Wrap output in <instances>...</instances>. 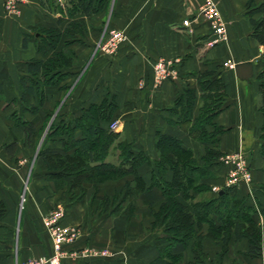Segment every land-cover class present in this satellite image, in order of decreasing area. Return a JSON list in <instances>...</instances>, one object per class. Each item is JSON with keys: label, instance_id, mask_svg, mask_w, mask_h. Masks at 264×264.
Returning a JSON list of instances; mask_svg holds the SVG:
<instances>
[{"label": "crops", "instance_id": "0c3cea01", "mask_svg": "<svg viewBox=\"0 0 264 264\" xmlns=\"http://www.w3.org/2000/svg\"><path fill=\"white\" fill-rule=\"evenodd\" d=\"M75 1L23 0L13 12L0 0V89L5 95L0 98L1 109H4L5 98L19 96V78L28 73L26 61L46 57L38 48L36 29L54 26L62 31L56 48L63 47L64 40L70 39L67 47L74 50L75 60L71 66L62 67L70 73L58 85H45L47 97L37 113L25 112L37 128L47 113L51 112L44 132L56 114L77 115L90 102H99L104 96L110 98L115 94L118 107L112 119L117 121L113 129L119 131V137L131 141L134 150L142 149L154 159V133L160 127L181 137L200 155L204 152V144L179 125L168 122L167 107L185 86H195L197 97L192 109L195 115L201 104L197 73L212 69L222 78L226 92L223 108L215 117L224 127L217 142L222 151L218 157L221 164L214 166L213 176L202 179L209 183L210 189L198 195L212 196L228 186L225 180L230 165L222 157L241 150L248 160L251 180L236 184L231 191L243 196L245 203L254 208L253 217L262 222L264 193L259 186L264 182V155L259 136L263 122L259 109V74L263 71L264 75V44L251 34L253 23L247 15L248 0H219L220 11L227 21L228 37L212 46L208 45L212 30L200 10L202 0H109L92 14L71 13L69 8ZM262 16L264 10L252 13L253 18ZM74 22L80 24V31L67 34L64 29H74ZM110 28L125 33V39L113 53L105 45ZM3 59L9 65L5 69L1 67ZM158 59L171 62L170 74L159 83H153L152 70ZM243 60H251L253 64L252 74L247 79L237 77L234 70V63ZM62 83L67 86H59ZM17 102L19 104V100ZM172 118H176L175 113ZM2 124V142L21 140L22 127L14 125L8 115ZM126 124L133 125V129ZM24 148L18 146L14 155L6 151L4 144L0 148V155L7 156L0 159V264H18L26 258L52 253L54 234L51 226L65 233L61 241L65 252L62 264H149L157 254V248L166 243L158 223L150 237L141 223L142 217L146 218L151 228L154 219L151 210L157 209L162 200L158 187L128 199L135 205L128 218L96 207L97 199L91 196V183L84 184L88 190L81 199L66 204L62 189L55 188L53 181L45 178V166L37 158V150L31 163L22 162L21 152L34 149L32 144H25ZM113 153L116 157L114 149L109 153L111 159ZM125 178L99 183L97 194L112 193ZM21 193H26V199L23 209L18 210ZM61 206L65 208V214L52 218L53 222L49 223L51 212ZM142 208L144 212H141ZM208 226L203 222L199 229L203 234L202 247L207 253V264H263L264 252L258 257L248 255L247 238H236L234 234L218 260L216 256L221 244L206 235ZM144 234L147 239H143ZM102 249H107L108 253H100ZM177 249L183 253V263L193 260L189 246L179 245Z\"/></svg>", "mask_w": 264, "mask_h": 264}, {"label": "trees", "instance_id": "16d2710c", "mask_svg": "<svg viewBox=\"0 0 264 264\" xmlns=\"http://www.w3.org/2000/svg\"><path fill=\"white\" fill-rule=\"evenodd\" d=\"M108 2L109 0H76L69 10L71 13L81 11L92 14ZM247 4L250 7L247 15L253 23L251 34L264 44V16L252 17L253 12L264 10V1L254 3L253 0H248ZM77 24L74 22V29L67 27L64 31L67 34L80 31V24ZM36 31L38 48L46 57L26 61L28 73L19 78V96L7 97L3 104L6 110L10 105L18 104L19 100L18 106L12 108L7 115L14 125L22 127L23 136L20 141L28 145L32 144L33 136L38 140L51 112L47 113L38 128L33 120L25 116V112L37 113L47 97L45 85H58L70 73L62 67L71 66L75 60L74 50L67 47L70 39L64 40L63 47L56 48L62 34L58 27H39ZM197 79L201 87L198 112L193 115L192 110L197 89L187 85L167 107L169 115L166 119L204 144V152L200 155L186 145L181 137L165 132L160 127L154 133V159L142 149L134 150L131 141L119 137V131L109 126L118 107L115 94L110 98L104 96L99 102H90L77 115L56 114L37 149V158L45 166V178L53 181L55 188L62 189L66 204L81 199L88 190L84 184L91 183V196L97 199L96 207L128 218L135 209L133 201L128 199L136 193L158 187L162 200L157 209L151 210L154 215L151 225H160L166 243L157 248V254L149 264H207V253L202 247L203 234L199 231L203 222L209 224L206 235L221 244L216 256L218 260L226 251L231 234L236 238H247L248 255L258 257L264 252V218L262 222H258L253 217L254 208L245 203L243 196H237L231 191L235 185L225 186L212 196L198 195L210 189L209 183L202 179L213 176L214 166L221 164L218 157L222 151L218 149L217 142L224 127L215 117L223 108L226 92L222 78L212 69L198 72ZM64 85L67 86L66 83L59 86ZM259 85V109L263 116L259 136L260 150L264 155L263 71L259 74ZM2 96L5 95L0 89V98ZM174 113L175 119L172 118ZM20 141L13 139L4 143L6 151L14 155ZM112 149L115 150L116 157L109 160L107 156ZM122 177L126 178L118 189L110 194H97L99 183ZM259 188L264 193V182ZM148 205L151 206V202L148 201ZM179 245L190 247L193 260L182 262L183 253L177 249Z\"/></svg>", "mask_w": 264, "mask_h": 264}, {"label": "built area", "instance_id": "2783aa9c", "mask_svg": "<svg viewBox=\"0 0 264 264\" xmlns=\"http://www.w3.org/2000/svg\"><path fill=\"white\" fill-rule=\"evenodd\" d=\"M23 0H3L4 7L7 10L16 12L19 8V2ZM200 9L206 15L209 20V24L212 30V37L209 39V43H214L220 39L225 38V25L222 16L219 13L218 7L213 0H203L200 5ZM186 22V21H185ZM108 30V40L105 45L107 47H115L117 42L124 38L123 31L120 29L110 28ZM171 64L170 61L165 59H158L154 64L155 80L162 79L169 75L168 67ZM117 121L110 122V127L114 128ZM223 160L229 163L227 170V177L225 184L228 186L240 184L243 182H250L251 173L248 165V160L241 150H235L223 155ZM23 199V198H22ZM65 214V208L63 206L58 207L55 211L51 212V217L48 222L52 223V218H60ZM51 231L54 234L53 251L49 255H42L39 257H31L21 260L18 264H62L61 258L64 255V251L61 248V241L63 240L65 233L63 234L59 229L51 226ZM66 239V237H65ZM97 253V252H96ZM93 252V254H96ZM102 254L108 253L107 249L100 251ZM264 264V260H263Z\"/></svg>", "mask_w": 264, "mask_h": 264}, {"label": "rangeland", "instance_id": "374dc122", "mask_svg": "<svg viewBox=\"0 0 264 264\" xmlns=\"http://www.w3.org/2000/svg\"><path fill=\"white\" fill-rule=\"evenodd\" d=\"M215 3H216V5H217V7H218V10H219V13H220V15L222 16V19L224 20V25H225V38H223V39H220V40H218V41H216V42H214V43H209L208 45H210V46H212V45H214L215 43H218V42H222V41H225L226 39H227V37H228V35H227V21L225 20V18L223 17V15H222V13H221V11H220V8H219V0H213ZM201 3H203V0L201 1ZM201 3H200V5H201ZM201 10V9H200ZM202 11V10H201ZM208 20V19H207ZM209 21V20H208ZM114 29H117V28H114ZM107 34H108V30H107ZM123 34H124V38L123 39H125V33L123 32ZM108 37H109V35L107 36V39L106 40H108ZM123 39H121V40H119L118 42H117V44H116V46L115 47H111V46H109V51H111L112 53L118 48V45L121 43V41L123 40ZM209 41H211V40H209ZM106 42V41H105ZM101 51H102V49H101ZM108 54H110L109 52H108ZM4 60V62H3V64L1 65V67L3 68V69H5L6 67H9V65L8 64H5V59H3ZM10 62H11V60H9ZM229 67H233V65H232V63H229ZM152 73H153V76H152V78H153V83L154 82H160L161 80H163L164 78H166V77H163L162 79H160L159 80V78H158V80H155V69L153 68V70H152ZM1 77V76H0ZM168 77V76H167ZM2 78H5V77H2ZM12 107L13 106H10L9 108H7L6 110L5 109H1V107H0V131H1V129L3 128V124H2V121L3 120H6L7 119V113L12 109ZM128 114H130V113H128ZM112 121H114V120H112ZM111 121V122H112ZM122 126H123V123L121 124ZM126 126H130V127H132V129H133V125H131V124H126ZM135 126V125H134ZM143 128L144 129H146V126L145 125H143ZM44 136V131H42L41 132V134H40V136H39V138H38V140L37 139H35V136H33V140H32V146L34 147V149L31 151L30 150V152H27V153H23V151L21 152L23 155H21V156H19V158L20 159H22V162H24V163H31V160H32V157H33V154L34 153H36V150L38 149V147H39V144L41 143V140H42V137ZM35 139V140H34ZM37 140V143H36V145H35V141ZM3 141V139H2V137H1V135H0V148L3 146V144L5 143V142H2ZM18 146H20V147H22L23 149H25L24 147H25V144H22L21 143V141H20V143H19V145ZM25 157V159H24V157ZM1 157L3 158H7V156H1L0 155V159H1ZM115 157V155H114V153L112 154V158L113 159H115L114 158ZM107 159H109V160H112L111 159V157H110V155H108L107 156ZM6 162V161H5ZM24 185V184H23ZM21 194H23V195H20V197H19V203H18V210H22L23 209V206H24V203H25V199H26V193H21ZM22 198H23V200H22ZM125 207H126V203H125ZM141 212H144V208H142L141 209ZM141 223H142V227H144V228H146L147 229V233H148V236H147V234H144V238L143 239H147V237H150V236H152L153 235V232H154V227L152 226V225H150V229H149V226H148V224H147V220H146V218H143L142 217V220H141ZM147 236V237H146ZM146 237V238H145ZM151 238H153V237H151Z\"/></svg>", "mask_w": 264, "mask_h": 264}, {"label": "water", "instance_id": "95a60500", "mask_svg": "<svg viewBox=\"0 0 264 264\" xmlns=\"http://www.w3.org/2000/svg\"><path fill=\"white\" fill-rule=\"evenodd\" d=\"M252 69L253 64L251 60H243L234 63L235 74L241 79L249 78L252 74Z\"/></svg>", "mask_w": 264, "mask_h": 264}]
</instances>
